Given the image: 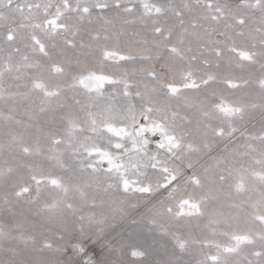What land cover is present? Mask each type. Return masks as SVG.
<instances>
[{
  "label": "snow or ice",
  "instance_id": "1",
  "mask_svg": "<svg viewBox=\"0 0 264 264\" xmlns=\"http://www.w3.org/2000/svg\"><path fill=\"white\" fill-rule=\"evenodd\" d=\"M0 264H264V0H0Z\"/></svg>",
  "mask_w": 264,
  "mask_h": 264
},
{
  "label": "rangeland",
  "instance_id": "2",
  "mask_svg": "<svg viewBox=\"0 0 264 264\" xmlns=\"http://www.w3.org/2000/svg\"><path fill=\"white\" fill-rule=\"evenodd\" d=\"M148 242H150V238H149V241ZM88 246L93 251V254H94L95 258H97V259H103L104 258L103 257V249H101L99 247V245H92L91 242L89 241L88 242Z\"/></svg>",
  "mask_w": 264,
  "mask_h": 264
}]
</instances>
